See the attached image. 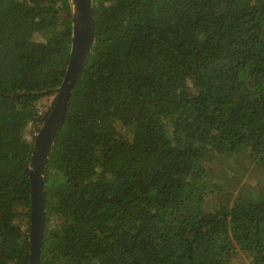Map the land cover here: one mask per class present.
Instances as JSON below:
<instances>
[{"label":"trees","instance_id":"1","mask_svg":"<svg viewBox=\"0 0 264 264\" xmlns=\"http://www.w3.org/2000/svg\"><path fill=\"white\" fill-rule=\"evenodd\" d=\"M93 4L40 264H264V187L221 172L264 173V0ZM72 41L69 0H0V264L30 261L34 140Z\"/></svg>","mask_w":264,"mask_h":264},{"label":"water","instance_id":"2","mask_svg":"<svg viewBox=\"0 0 264 264\" xmlns=\"http://www.w3.org/2000/svg\"><path fill=\"white\" fill-rule=\"evenodd\" d=\"M69 3L73 21L70 60L64 80L57 90L53 108L35 138L29 167L31 183L29 264H40L41 260L46 230V168L53 146L65 123L74 89L92 54L96 41L93 0H69Z\"/></svg>","mask_w":264,"mask_h":264},{"label":"rangeland","instance_id":"3","mask_svg":"<svg viewBox=\"0 0 264 264\" xmlns=\"http://www.w3.org/2000/svg\"><path fill=\"white\" fill-rule=\"evenodd\" d=\"M53 100H54V97L41 99L39 101V111L42 114L47 112ZM32 130L33 129L30 128L26 134V138L28 140H34ZM221 172H225L229 178L231 177L239 181L240 183H242L241 185H246L247 190L256 191V190H259L261 187H264V173L256 169L250 163L235 166L234 168H231L230 170H227V171L222 169ZM221 172L219 173L222 174ZM238 187L240 188L241 186H238ZM235 191H241V190H235ZM234 260H235L234 264H245V263L248 264L246 256L244 255H241L240 257Z\"/></svg>","mask_w":264,"mask_h":264}]
</instances>
